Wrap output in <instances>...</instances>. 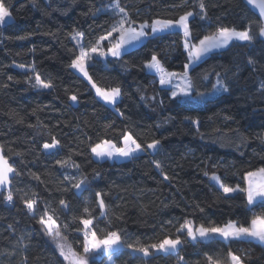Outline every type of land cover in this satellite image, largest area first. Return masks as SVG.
I'll return each mask as SVG.
<instances>
[{
  "label": "trees",
  "instance_id": "obj_1",
  "mask_svg": "<svg viewBox=\"0 0 264 264\" xmlns=\"http://www.w3.org/2000/svg\"><path fill=\"white\" fill-rule=\"evenodd\" d=\"M204 2L207 18L202 20L198 0H185L178 8L170 6L181 0H120L138 22L193 11L196 15L190 19V28L199 38L218 24L241 29L258 19L244 0ZM5 3L10 4L12 18L0 27V146L20 175L12 179L14 201L6 203L0 195V264H66L37 218L24 208L21 197L25 194L36 193L57 209L60 220L70 225L65 234L73 244L82 241V235L76 232L82 225L73 217L82 215L85 206L95 209L98 233L121 230L126 242L143 245L174 234L185 218L196 225H223L230 219L243 222L254 213H264V206L248 211L240 194L225 198L204 175L215 172L224 182L235 185L242 183L246 171L264 167V141L257 138L264 135V43L259 36L251 43L233 42L189 70L196 91L206 94L200 103L173 100L170 91L162 89L155 75L143 68V62L155 53L169 71H183L187 53L181 34L150 37L142 47L120 59L109 56L93 60V78L102 86L122 89V96L110 107L88 101L93 90L68 65L73 58V30L84 33L85 45L103 35L115 19L109 11L111 0ZM23 35L28 38L16 39ZM249 59L256 63L249 64ZM20 64L25 68L16 67ZM30 68L54 87L39 89L26 83L25 77L33 76ZM204 73H208V80L201 79ZM216 73L228 84V92L212 94ZM73 94L78 97L76 108L69 101ZM185 116L198 118L200 124H191L184 120ZM168 117L174 119L165 123ZM108 124L112 127L106 128ZM125 129L145 145L153 139L160 140L158 150L141 152L123 161H96L89 144L103 138L119 143ZM51 137L62 145L55 155L42 148ZM69 157L80 165L79 172L56 164ZM154 161H159L161 168H156ZM65 175L77 179L86 176L87 190L74 196L76 190L64 180ZM165 175L169 179L165 180ZM98 191L107 194L104 199L108 214L104 218H99L95 205ZM60 198L70 202L69 210L59 209ZM229 250L247 253L245 264H264V247L219 238L193 242L186 234L179 255L184 257V264H208L206 255L222 260ZM96 264H108L106 255L101 253ZM112 264L179 262L176 255L164 254L145 262L125 247L112 256Z\"/></svg>",
  "mask_w": 264,
  "mask_h": 264
},
{
  "label": "snow or ice",
  "instance_id": "obj_2",
  "mask_svg": "<svg viewBox=\"0 0 264 264\" xmlns=\"http://www.w3.org/2000/svg\"><path fill=\"white\" fill-rule=\"evenodd\" d=\"M184 2L185 0H181L180 4L171 5L170 7H182ZM33 4H35V0H33ZM246 4L254 10H258L257 20L249 21L241 29L235 26L218 24L213 31L199 38L193 36L190 28V18L196 15L193 11H185L171 18L156 16L150 20L145 19L138 22L132 18L131 13L125 7L121 6L120 0H111L109 11L115 19L103 35L99 36L94 42L85 45L83 42L84 33L73 30L71 35L75 44L73 49L70 50L73 53V58L68 67L75 70L87 81L99 99L103 100L105 104L114 107L123 94L122 89L119 86L106 87L98 83L90 73L91 62L96 59H106L109 56L120 59L130 49L142 47L150 37H155L161 33L175 34V30L182 35L183 48L187 53V61L183 65V71H169L155 53L151 55L150 59H146L143 62V68L155 75L161 88L170 91V96L173 100H191L200 103L206 94L196 91L197 85L189 75L190 67L203 60L214 50L228 47L233 41L251 43L257 36L264 38V0H246ZM198 6L200 19H206L207 7L204 0H198ZM11 18L10 4L6 5L5 0H0V26L5 25ZM27 38L28 35L16 37L19 40ZM248 63L254 65L256 61L249 59ZM16 67L23 69L25 65L20 64L16 65ZM29 71L33 73V76H26L25 82L31 84L32 87L39 89H51L54 87L50 81L45 82L34 68H30ZM216 76L217 79L211 86L212 94L228 92L229 86L226 81L221 78L219 73H216ZM9 79L11 80L12 77H9ZM201 79L208 80V73H204ZM261 89L264 90V83L261 84ZM143 98L142 96L141 99ZM69 99L73 103L78 101V97L75 94L71 95ZM121 115L123 114L121 113ZM171 119H174V117L165 118L164 122L168 123ZM184 120L190 121L193 125L198 126L200 124L198 118L191 116H185ZM111 127V124L106 125V128ZM197 131H199V128H197ZM257 138L264 141V135H258ZM159 145L160 140L156 139L145 145L138 140L131 130L125 129L120 133L119 143L112 139L103 138L95 143H90L89 150L97 159L133 158L137 153L149 150L154 152L158 150ZM61 147V142L56 137H51L50 142L45 141L42 145L45 153L49 155H55ZM17 155L20 154L17 153ZM56 164L60 168L71 167L77 172L80 170V165L75 163L71 157L66 160H57ZM154 164L156 168H161L159 161H154ZM19 175L20 172L10 162L9 157L4 155L2 146H0V189L4 190L0 192V195L3 196L4 202L12 203L14 201V192L11 187L12 179ZM204 175L218 187V190L222 191L225 198H233L236 194H240L245 200L244 207L248 211H252L256 206H264V167L246 171L243 174L242 183L235 185L224 182L223 178L215 172L210 175L205 172ZM33 176L37 180L40 179L36 174H33ZM164 179L167 180L169 177L165 175ZM64 180L70 183L71 189L76 190L73 193L74 196L78 197L87 190L88 178L86 176L77 179L75 176L65 175ZM63 191L67 192L70 189L64 188ZM106 195V193L99 191L95 193V205L100 212L99 218H104L108 214V205L104 199ZM21 201L27 212L37 218V223L41 226V230L50 238L56 252H58V256L63 258V262H66V264H96L101 253L107 255L109 261H111L112 256L119 249L125 247L131 253L139 254L140 258L145 262L158 254H164L176 255L179 264H184V257L179 255V248L185 243V234L186 238L192 241H210L219 238L228 242L250 243L255 241L260 245H264V213H254L250 219H245L243 222L230 219L223 225H206L203 223L196 225L192 220L185 218L183 223L176 228L174 234H166L157 242L143 245L139 242H126L123 239L121 230H109L106 232L101 230L98 233L95 230V221L98 218L93 215L95 209L87 206L83 208L82 215L73 217L74 222L78 221V224L82 225V227L76 228V232L82 235V241L78 240L76 244H73L69 242L65 234L70 225L60 220L57 215V209L52 207L48 201L42 200L36 193H32L31 196L25 194L21 197ZM41 205H43L42 209ZM58 206L61 211H67L70 209V202L65 198H60ZM200 211H203V209L201 208ZM37 213L41 214L37 217ZM36 259L39 260V257ZM206 259L208 264H222V261L223 264H245L248 256L247 253L237 254L229 250L222 260L211 255H206Z\"/></svg>",
  "mask_w": 264,
  "mask_h": 264
},
{
  "label": "rangeland",
  "instance_id": "obj_3",
  "mask_svg": "<svg viewBox=\"0 0 264 264\" xmlns=\"http://www.w3.org/2000/svg\"><path fill=\"white\" fill-rule=\"evenodd\" d=\"M192 18V17H191ZM190 18V19H191ZM10 20L11 19H9L7 22H6V24L7 23H9L10 22ZM5 24V25H6ZM4 26V25H3ZM0 27H2V26H0ZM74 41V40H73ZM233 42H239V43H243L242 41H233ZM233 42H231V43H233ZM74 43H75V41H74ZM231 43H230V45H231ZM229 47V46H228ZM227 48V47H226ZM226 48H223V49H218V50H214L212 53H214V52H219V51H222V50H224V49H226ZM211 54V53H210ZM209 54V55H210ZM208 55V56H209ZM208 56H206V57H208ZM205 57V58H206ZM204 58V59H205ZM101 60H105V59H101ZM202 61V60H201ZM200 62V61H199ZM199 62H197L196 64H198ZM195 64V65H196ZM195 65H192L191 67H190V69L192 68V67H194ZM75 73H77L75 70H73ZM78 75H79V73H77ZM157 81H158V83H159V80L157 79ZM160 85V84H159ZM70 101V104L74 107V108H76L78 105H77V102H75V103H73L71 100H69ZM87 101V100H86ZM88 101H100V102H103V103H105L103 100H101V99H99L97 96H96V94H95V91L93 90V96H92V98L91 99H89ZM87 101V102H88ZM107 105V104H106ZM108 106H110V107H113L112 105H108ZM151 153H154L153 151H151V150H149ZM137 154H139V153H137ZM136 154V155H137ZM93 156V155H92ZM94 157V156H93ZM94 159L96 160V161H100V160H109V161H123V160H126V159H129V158H121V157H116V158H113V159H107V158H104V159H97V158H95L94 157ZM192 241V240H191ZM193 242H195V241H193ZM106 257H107V263L108 264H112V260L111 261H109V259H108V256L106 255Z\"/></svg>",
  "mask_w": 264,
  "mask_h": 264
},
{
  "label": "water",
  "instance_id": "obj_4",
  "mask_svg": "<svg viewBox=\"0 0 264 264\" xmlns=\"http://www.w3.org/2000/svg\"><path fill=\"white\" fill-rule=\"evenodd\" d=\"M244 3H245V5L247 6V8L258 18V10H254L251 6H249V5H247L246 4V0H244ZM174 32L175 33H178V34H180L178 31H175L174 30ZM166 35H172V34H166V33H161V34H158V35H156V37H161V36H166ZM259 39L264 43V38H261V37H259ZM146 42V41H145ZM138 48H140V47H138ZM138 48H136V49H138ZM133 50H135V49H130L128 52H130V51H133ZM211 182V181H210ZM212 184H214L213 182H211ZM217 189H218V187L217 186H215ZM4 190L3 189H0V192H3ZM244 243H246V242H244ZM249 243V242H248ZM250 243H252V244H254V245H257V246H261V247H264V245H260V244H258L257 242H255V241H253V242H250Z\"/></svg>",
  "mask_w": 264,
  "mask_h": 264
}]
</instances>
